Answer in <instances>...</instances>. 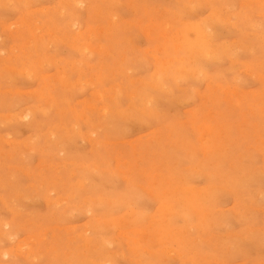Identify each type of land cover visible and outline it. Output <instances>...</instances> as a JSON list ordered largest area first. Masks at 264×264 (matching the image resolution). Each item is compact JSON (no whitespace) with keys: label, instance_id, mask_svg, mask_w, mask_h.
<instances>
[{"label":"rangeland","instance_id":"rangeland-1","mask_svg":"<svg viewBox=\"0 0 264 264\" xmlns=\"http://www.w3.org/2000/svg\"><path fill=\"white\" fill-rule=\"evenodd\" d=\"M0 264H264V0H0Z\"/></svg>","mask_w":264,"mask_h":264},{"label":"bare ground","instance_id":"bare-ground-1","mask_svg":"<svg viewBox=\"0 0 264 264\" xmlns=\"http://www.w3.org/2000/svg\"><path fill=\"white\" fill-rule=\"evenodd\" d=\"M78 5H79V3H78ZM101 98V97H100Z\"/></svg>","mask_w":264,"mask_h":264}]
</instances>
